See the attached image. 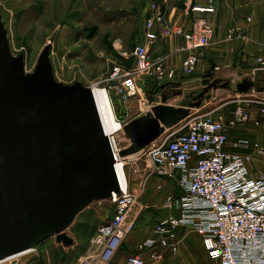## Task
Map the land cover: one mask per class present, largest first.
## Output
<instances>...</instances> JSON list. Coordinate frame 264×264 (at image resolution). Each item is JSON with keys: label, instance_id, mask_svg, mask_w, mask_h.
I'll use <instances>...</instances> for the list:
<instances>
[{"label": "rangeland", "instance_id": "1", "mask_svg": "<svg viewBox=\"0 0 264 264\" xmlns=\"http://www.w3.org/2000/svg\"><path fill=\"white\" fill-rule=\"evenodd\" d=\"M151 1L162 4L166 9L170 4L181 7L186 0H0V20L10 52L13 56L22 55L26 72L33 71L44 46L50 44L49 61L54 78L64 84L80 82L91 89H106L117 121V99L120 98L124 108L120 120L122 126L150 109L153 103L161 102L162 94L167 95V104L179 106L187 99V95L220 78L216 76L231 74L237 75L238 81L243 77L255 81V88L237 96V92L227 87L211 89L209 98L203 99L200 107L192 109L191 115L210 112L213 115L221 114L229 125L238 104L247 115L250 107L258 108L261 112L260 104L253 101L264 97V90L259 89L264 87V33L257 29L249 31L246 26L238 24L220 31V34L218 32L214 40H210L201 59L200 75L192 73V76L186 77L190 80L189 84L174 85L146 73L135 74L137 93L130 97L123 95L119 90L120 81L112 72L114 67L120 65L129 70L136 69L137 60L133 57V50L138 43L145 42L143 27ZM151 44L148 56L152 61L150 53L154 42ZM226 79L230 80L229 77ZM234 82L230 83L233 88ZM216 91H222V95L218 99L209 100L211 93ZM234 96L243 100L233 102ZM246 99L253 100L244 101ZM138 106L139 110L133 112ZM177 128L178 124L164 132L171 133ZM115 140L120 149L131 145L123 129L115 133ZM259 146L261 149H251L264 152V145L259 143ZM242 155L249 156L250 162L248 153ZM124 158L127 186L133 194L126 218V224L129 225L127 234L133 230L147 233L156 223L171 215L177 216L175 206L167 208L163 205L166 196L178 197L183 193L178 185L177 172L173 171L171 176L159 173L143 149L129 153ZM89 205L93 208L81 217L80 224L74 226V229L68 228L80 243L73 250L76 254L83 252L84 243L89 237L91 239L90 235H93L98 223L102 221L97 215L105 217L112 210L107 199ZM26 256L19 258L20 264ZM189 262L195 264L192 260Z\"/></svg>", "mask_w": 264, "mask_h": 264}, {"label": "water", "instance_id": "2", "mask_svg": "<svg viewBox=\"0 0 264 264\" xmlns=\"http://www.w3.org/2000/svg\"><path fill=\"white\" fill-rule=\"evenodd\" d=\"M44 46L32 72L22 55L13 56L0 20V261L54 236L72 244L66 233L77 214L118 191L109 136L104 132L92 89L80 82L57 81ZM214 79L179 106L153 103L122 127L131 145L124 158L144 149L164 131L188 117L211 89L248 93L255 81ZM261 91L264 87L259 88ZM117 117L124 108L117 99Z\"/></svg>", "mask_w": 264, "mask_h": 264}, {"label": "built area", "instance_id": "3", "mask_svg": "<svg viewBox=\"0 0 264 264\" xmlns=\"http://www.w3.org/2000/svg\"><path fill=\"white\" fill-rule=\"evenodd\" d=\"M206 1L203 7L191 5V12L214 13L215 0ZM164 18L162 4L151 1L143 27L145 42L138 43L133 50L136 69L114 67L112 74L119 79V90L126 97L137 93L135 74L146 73L160 81H169L175 75V69L166 65L164 58L151 61L148 56L149 44L169 33L163 25ZM157 26H161L159 31ZM180 33L183 43L178 52L183 57L179 68L184 75H191L213 37L214 28L205 16L195 15L190 29ZM253 102L260 104L261 113H264V97ZM233 115L227 125L221 115L210 112L192 116L190 113L178 123L177 130L164 132L143 149L159 173L171 176L173 171L177 172L183 193L178 197L166 196L163 205L175 206L178 215L156 223L151 235L137 244L135 252L127 257L128 264H145L144 251L149 252L151 264H161V250L176 253L180 233L186 227H191L201 237L209 258L207 264H264V174L249 170V156L227 150L228 145L246 151L261 147L248 137L229 141L228 128L248 120L239 104ZM111 148L115 160L118 156L125 161L119 156L118 145L111 144ZM118 184V191L112 192L107 199L112 208L111 216L98 223L88 254L80 256L75 264H92L96 258L105 264L110 262L126 237L129 229L126 218L133 194L126 184L124 187L119 181ZM17 258L4 259L0 264H16Z\"/></svg>", "mask_w": 264, "mask_h": 264}, {"label": "crops", "instance_id": "4", "mask_svg": "<svg viewBox=\"0 0 264 264\" xmlns=\"http://www.w3.org/2000/svg\"><path fill=\"white\" fill-rule=\"evenodd\" d=\"M214 3V13L191 12L189 8L191 5H198L203 7L207 5L206 0H186L184 5L181 7H178L175 4H170V6L166 7L163 25L164 27L169 29V33L160 36L154 42L153 49L151 50L150 55L152 56V60L154 61L164 58V63L175 69V75L171 80H169L170 83H173L174 85L175 83L178 85L190 83V80L188 81V79L186 78L190 77V75H184L180 71L179 65L183 54L181 52H178V48L183 43V35L180 33V31H186L190 29L193 16H205L208 22L213 26L214 34L211 40H214L218 32L220 34V31L230 29V27H232L234 24L246 26L249 31L257 29L258 32L264 33V0H225L221 2L219 0H215ZM160 29L161 26L156 27V30L159 31ZM177 29L181 30L179 31ZM262 35L264 36V34ZM149 46L152 47V44H149ZM149 46L148 49L150 48ZM204 53L205 50H203L202 55L200 56L199 61L196 65V69L192 75H194L195 73L198 76L200 75V70L202 69L201 59ZM217 77H220V79H226V77H229L231 81H238V76L232 74L230 76H216L215 78ZM182 78H185L186 80H181ZM211 94L212 95L209 100L216 98L218 99L222 95V91H216L215 93ZM236 94L244 93H235V96H237ZM233 100H235L233 102H236V100L241 99L235 97V99L233 98ZM139 108L140 107L138 106L133 110V112L139 110ZM261 115L263 114L258 108L250 107L248 120L246 122L238 124L233 128H228L229 141H234L239 137H248L264 145V119H262ZM227 150L231 153H248L251 158L250 162H248L249 170L253 173L264 174V152H262V150L250 149L251 151L247 150L248 152H246L241 149L233 148L230 145L227 146ZM178 189L179 191H181L179 187ZM91 208L93 207L88 205L82 211H80L69 227L74 229V226L80 224L81 217L85 216L87 212L91 210ZM111 214L112 210L105 217H101L100 215L97 216L99 220H103L107 217H110ZM68 228L66 230V233L72 238V244L64 245L63 243L57 242L54 236L48 237L47 239L38 243L33 250L20 256L23 257L27 255L25 259L21 260V264H75L76 260L80 256L88 254L90 237L83 245V252L81 253L80 251L76 254L73 250L80 243L76 240L73 234L69 232ZM153 228L147 233L137 232L134 230L128 233L113 259L106 264H128L127 257L135 252L137 244L143 242L151 235V233L153 232ZM161 252L163 255L161 264H181L184 262L186 264H190L189 260H192V262H194L195 264H207L209 261L208 254L204 249L201 237L191 227L182 229L179 239V250L176 253H170L167 250H161ZM143 259L145 264H151L152 262L150 254L147 251L143 252ZM16 264H20V260H18ZM92 264L105 263H103L99 258H96Z\"/></svg>", "mask_w": 264, "mask_h": 264}, {"label": "bare ground", "instance_id": "5", "mask_svg": "<svg viewBox=\"0 0 264 264\" xmlns=\"http://www.w3.org/2000/svg\"><path fill=\"white\" fill-rule=\"evenodd\" d=\"M92 92H93V97L95 100V104L98 110V114L100 117L103 130L106 134L109 135V139H110L111 144H113V147L114 146L117 147V141H116L117 139L116 140L114 139L115 138L114 135L115 133L122 130V126L115 117L116 114L113 111L110 98H109V94L104 88L93 87ZM117 150H120V149L117 148ZM114 168H115V171L118 177V181L124 187L125 184L127 185V178H126L125 171H124V160L116 156ZM28 252L29 250L19 255L21 256L22 254H25ZM19 255H16L18 256L17 259L20 258Z\"/></svg>", "mask_w": 264, "mask_h": 264}]
</instances>
